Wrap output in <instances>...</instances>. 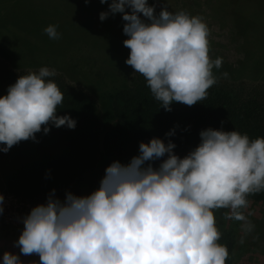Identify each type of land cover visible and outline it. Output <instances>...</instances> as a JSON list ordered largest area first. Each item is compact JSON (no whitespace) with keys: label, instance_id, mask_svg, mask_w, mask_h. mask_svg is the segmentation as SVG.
Returning <instances> with one entry per match:
<instances>
[{"label":"clouds","instance_id":"1","mask_svg":"<svg viewBox=\"0 0 264 264\" xmlns=\"http://www.w3.org/2000/svg\"><path fill=\"white\" fill-rule=\"evenodd\" d=\"M116 13L125 22V63L144 77L165 111L174 102L192 106L207 97L222 59L208 55V28L200 17L165 6L157 13L148 0H111L99 19ZM44 32L60 37L55 25ZM55 74L41 67L20 75L0 96V152L37 142L35 134H47L49 125L75 128V119L57 115L63 93L48 79ZM199 137L182 158L171 140L140 142L138 155L106 166L98 188L86 196L66 192L61 201L51 190L45 203L22 217L14 247L38 255L40 264H226L229 253L218 243L214 211L227 209L225 219L241 222L243 244L255 227L248 219L252 213L245 214L247 197L264 191V137L211 127ZM161 158L154 168L151 162ZM3 202L0 195V213ZM0 264L22 262L5 251Z\"/></svg>","mask_w":264,"mask_h":264},{"label":"trees","instance_id":"2","mask_svg":"<svg viewBox=\"0 0 264 264\" xmlns=\"http://www.w3.org/2000/svg\"><path fill=\"white\" fill-rule=\"evenodd\" d=\"M156 1L148 0V3ZM110 2L111 0H107L105 4H101L100 0H83L82 7L75 12H83L85 8L89 13L79 16L81 18L66 14L67 10L73 8L71 2L66 4L64 10H59L60 5H47V11L42 12L53 14L49 15L50 19L43 25H55L56 30H62L65 25L81 29L89 22L95 33L98 31L102 38L107 37L110 43L116 45L112 32H123L125 22L121 21V14L109 15L103 21L99 19V14L108 10ZM221 2L233 9L230 15L234 19L237 15H243L233 27L246 32L251 27L246 23L252 17L254 21L258 20L260 9H264V0ZM176 3L181 8L185 5L183 0H177ZM0 8V16L10 20V11L2 6ZM261 22H264L263 19ZM125 38L127 39L126 35ZM126 50L108 47L104 51L114 69L120 66V56ZM38 70H12L0 60V96L6 94L8 86L15 83L18 76ZM55 73L48 79L55 82L63 93V102L58 106L57 115H69L76 120V126L68 129L49 125L50 131L47 134L42 131L35 134L37 142L21 141L7 153L0 152V193L9 192L30 203H45L54 189L55 197L60 198L72 186L81 184L86 187L89 176H96V171L101 167L106 168L113 161L128 163L133 156L138 155L139 143H147L151 138H160L165 143L171 140L176 145L174 154L182 158L199 144V132L209 127L224 131L235 130L247 134L250 139L264 137L263 85L248 86L244 82L237 84L216 80L207 90L208 95L204 100L192 106L174 102L170 106L171 111H165L152 96L144 77L133 72L127 82L119 78L118 85L108 94L106 106L110 116L108 122H105L98 98L93 97L85 86L71 83L63 73ZM170 130L174 131V135L166 137L165 134ZM162 159L164 158L152 161V166L158 167ZM100 174L99 179L104 173ZM247 199L249 204L264 206V191L251 194ZM226 211L228 210L214 211L216 226L221 233L218 243L228 250L226 264H237L242 248H235V233L240 223L225 219L223 214ZM2 228L5 229L4 226ZM242 264H247V261Z\"/></svg>","mask_w":264,"mask_h":264},{"label":"rangeland","instance_id":"3","mask_svg":"<svg viewBox=\"0 0 264 264\" xmlns=\"http://www.w3.org/2000/svg\"><path fill=\"white\" fill-rule=\"evenodd\" d=\"M82 1L0 0V7H5L7 11H10V20H5L0 16V60L12 70L47 67L63 73L71 83L85 86L84 88L93 97L99 99L103 119L108 122L110 116L106 106L108 94L112 93L114 87L118 85L119 78H123L127 82L134 72L132 67L125 63L129 55V49L123 44L126 39L123 32H112L115 36L114 43L117 46L110 43L107 37L102 38L98 31L95 33L89 22L85 23L81 29L67 25L62 26V30L58 28L57 32L60 37L56 40L50 39L44 32V29L49 25L45 27L43 23L50 19L49 15L53 14L49 12L48 15V12L46 14L42 12V10L48 9L47 5H60L59 10H64L66 4L71 2L73 8L67 10L66 14L81 18L79 16H83L88 12L85 8L83 12H75V10L82 7ZM166 1L160 3L157 0L149 3V5H155V12L157 13L162 6H165L172 13L182 10L192 16L200 17L206 24L209 41L208 55L212 60L222 59L221 67L219 69L213 68V75L216 80L237 84L246 81L243 79L246 77L247 69L250 68L249 60L246 59L250 53L249 51L256 50L260 52L261 56L258 58L257 63L260 65L264 63V22H261L262 19L264 21V9H260L258 20L254 21L252 17L250 22L246 23L251 26L246 32L244 29L233 27V25H237L236 21H239V17L243 15H237L234 19V16L230 15L233 9L227 5H222L221 0H183L185 3L183 8L176 3L177 0ZM141 18L145 19L142 16ZM121 21H123L122 18ZM108 47L127 49L120 56V66H117L116 69H114L109 57L104 52ZM243 59L244 62H242ZM223 73H227V77ZM244 84L248 85L247 82H244ZM103 101H105L104 104ZM104 170L105 168L101 167L95 173L97 177L89 176L86 187L77 184L67 192L77 196L90 194L98 188L101 180L99 179L101 177L100 173H104ZM65 194L59 198L61 201H63ZM31 204L38 205L41 203ZM247 212L252 213L248 216V219L255 227L245 238V242L241 244L239 243L241 222H239V227L235 233V248L237 250L242 249L236 262L237 264H242L245 261H247V264H264V206L249 204L245 214ZM22 229H4L0 222V261H2L3 253L7 251L17 254L22 264H40L38 255L26 256L19 252L18 247H14V241L18 239Z\"/></svg>","mask_w":264,"mask_h":264},{"label":"built area","instance_id":"4","mask_svg":"<svg viewBox=\"0 0 264 264\" xmlns=\"http://www.w3.org/2000/svg\"><path fill=\"white\" fill-rule=\"evenodd\" d=\"M0 195L4 197L3 212L0 213L2 227L10 230L23 228L22 217L36 205L23 201L9 192H1Z\"/></svg>","mask_w":264,"mask_h":264},{"label":"crops","instance_id":"5","mask_svg":"<svg viewBox=\"0 0 264 264\" xmlns=\"http://www.w3.org/2000/svg\"><path fill=\"white\" fill-rule=\"evenodd\" d=\"M247 58L249 60V67L246 72V77L243 80L248 83V86H264V63L258 64L257 60L261 56V53L252 50L249 51ZM244 62V59L243 61ZM241 69V68H240ZM240 71V70H239Z\"/></svg>","mask_w":264,"mask_h":264}]
</instances>
